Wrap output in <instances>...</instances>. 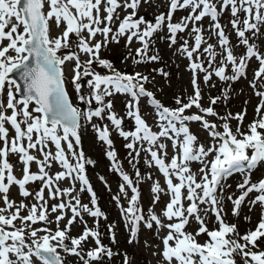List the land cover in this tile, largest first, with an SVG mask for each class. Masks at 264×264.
<instances>
[{
	"label": "snow or ice",
	"instance_id": "obj_1",
	"mask_svg": "<svg viewBox=\"0 0 264 264\" xmlns=\"http://www.w3.org/2000/svg\"><path fill=\"white\" fill-rule=\"evenodd\" d=\"M151 2L0 0V194H3L4 203V207H0V264H66L63 254L75 256L83 264H102L105 257L114 255L102 244L98 228H88L83 221L84 213L96 218L97 225L100 218H107L98 206L96 193L86 174V165L94 162L87 159L82 150H77L81 140V120L91 123L94 118L110 121L112 128L127 141L130 164L135 166L140 152L144 151L149 157L145 160L147 166L155 167L165 179V187L156 180L150 191L153 205L159 202L162 193L169 196L168 203L159 215L151 209L146 216L139 203L138 184L123 171L108 125H92L97 139L106 145L110 170L118 173L124 182L119 190L128 200V206L120 204L121 195L113 199L128 225L129 243L137 240L141 224L149 230L155 225L157 235L166 230L160 237L163 245L158 253L161 264H238L237 257L240 264H264V250H261L264 214L254 230L241 234L236 224L226 222L223 207V194L231 187L226 181L234 174H241L243 180L236 185L240 195L233 198L229 193L227 196L233 205L232 215L239 216L242 204L253 192L257 195L248 201L249 210L256 204L264 206V178L256 182L251 180L253 170L264 167V115L261 114L264 110V52L253 42L264 27V0H169L167 13L156 15L154 22L138 16L141 4ZM122 8L132 11L120 20L114 31V17L119 19L117 10ZM178 10H188V15L173 22V15ZM225 13L230 14L229 23L237 37V45L232 44L220 22ZM205 18L209 19L207 37L201 23ZM53 25L62 29L59 35H52ZM165 28L167 36L161 39H167L170 48L177 45L178 34L188 32L192 40L190 44L189 39L181 37L183 42L176 52L189 61L193 95L187 102L177 97L175 108L165 106L146 88L149 76L141 72L123 73L100 56L102 47L107 48L110 42L119 43L121 37H126L128 45L133 39L140 44L135 55L129 52L135 64L157 62L160 56L148 53L155 34ZM97 35L103 39L96 40ZM213 37L215 44L209 42ZM241 45L245 51L238 56L234 47ZM81 54L88 58L82 60ZM253 58L259 65L250 81V87L259 97L255 110L257 118L242 130L246 109L235 115L220 116L214 107L202 106L199 73H204L205 83L214 76L228 85L220 96L210 99V105H216L221 99L229 98L232 82L247 77ZM70 62L74 63L68 80L64 68ZM94 65L110 74H101ZM155 71L168 76L163 69ZM17 76L23 84L14 78ZM67 83H71L84 108L73 104ZM85 87L88 89L86 94L82 92ZM20 93L23 95H18ZM117 94L130 97L126 117L118 116L112 110L111 99L106 100ZM142 98L156 114L158 131H154L141 114ZM94 103L95 108L92 107ZM193 107L198 112L187 114ZM208 117L222 121V126ZM125 118L134 121L132 130L124 129ZM232 119L237 121L235 131L229 123ZM194 122L208 133L210 142L207 146L192 132L190 126ZM6 124L15 133L11 137ZM165 141H171V157ZM50 145L55 147V152ZM33 151H39L42 158L33 155ZM10 154L17 155L23 166L22 178L13 173ZM33 162L38 172L31 170ZM193 163L201 165L199 175L193 171ZM53 164L62 170L50 174ZM135 178L136 181L143 180L139 168H136ZM147 178L151 180L152 176L149 174ZM100 179L107 185L103 177ZM62 180H69L71 186L61 188L59 182ZM36 181L41 182V188L35 193L38 203L29 207L23 201L16 203L9 199L12 185L18 186L22 197L32 196L26 186ZM76 182L81 185L80 192L90 194L91 207L82 204L78 195H72L77 191ZM45 189H48L50 199H60V203L51 206V213L59 212L55 217L57 225L64 219L66 210L72 213L63 229L57 226L53 230L47 226L53 221L49 219ZM63 197H68L67 201ZM25 209L28 214L21 215ZM210 213L218 225L211 230L207 226ZM78 217L85 225L84 231L78 237H71V225ZM245 219L250 220V217ZM193 220L198 228L195 232L186 231ZM37 224L44 226L35 227ZM109 230L111 232V226ZM201 235L208 238L204 243L198 240ZM89 238L94 240L95 247L85 252L82 245ZM112 240L115 242L114 233ZM124 264H128L126 254Z\"/></svg>",
	"mask_w": 264,
	"mask_h": 264
},
{
	"label": "rangeland",
	"instance_id": "obj_2",
	"mask_svg": "<svg viewBox=\"0 0 264 264\" xmlns=\"http://www.w3.org/2000/svg\"><path fill=\"white\" fill-rule=\"evenodd\" d=\"M168 3L169 0H152L151 4L144 5L141 4V7L138 9V16H143L146 20L153 21L156 15L160 13H167L168 11ZM119 19L114 17L113 21V30L118 27L120 20L128 13L131 12V9H118ZM188 15V10H178L173 15V22H178L181 20L182 17ZM243 15V14H241ZM231 17L229 13H225L221 18L222 25L225 26L226 33L230 36L231 42L233 45H237V37L235 32L233 31L231 24L229 23ZM203 26L205 27V36L207 37L209 33L207 32V27L209 25V19L205 18L202 22ZM143 27V26H142ZM191 25H189V29ZM62 29H56L55 25L52 26V35L56 36L60 34ZM87 35V33H85ZM167 36V29H162L159 33L155 34L153 37V43L151 49L149 51V55L158 54L160 56V60L157 62H148V63H141L135 64L133 60L129 57V52L132 55H135V50L140 47V44L133 39L132 43L128 45L126 43V37H121L119 43L110 42L107 48L102 47L100 56L103 59L109 60L114 67L123 72V73H134V72H141L144 75L149 76V83L147 84L148 90H153L157 99H159L165 106L175 108L177 107L175 101L177 97H181L187 102L188 98L193 95V85H192V77L193 73L189 69V61L182 55L176 52V48L179 47V44L183 42L181 37L189 39V43L191 44V36H189L188 32L178 34L177 37V45L173 47L168 46L167 39H161V37ZM103 37L97 35L96 40H102ZM95 41H93L94 43ZM210 43L215 44L216 39L213 37ZM257 44V47L260 49L261 52H264V27L261 28V35L254 39ZM7 43V41H5ZM66 51V50H65ZM245 51L244 46H237L234 47V53L236 55H240ZM88 57L84 54H81V59L86 60ZM127 58V59H126ZM218 60L220 57L217 58ZM74 62L67 63L65 65V75L68 80L71 79L72 76V67ZM207 66V64L205 65ZM258 62L253 58L249 62V67L247 69V77L242 78L239 81L232 82L231 87L229 90V98L225 101L221 99L217 102L216 105H210V99L212 97L220 96L222 89L228 87L227 84L224 82L219 81L216 77L213 76L212 80L208 83H205L203 76L204 73H199V86L202 94L201 104L203 107L212 106L214 110L219 113L220 116H225L228 113L235 115L236 113L244 112L246 109V115L243 120L242 130H246L247 126L257 118L256 116V106L259 103V97L254 94V90L250 87V81L253 80L254 72L258 68ZM96 71L100 72L101 74H110L106 69L102 67L93 66ZM157 69H163L165 72L168 73L167 77L161 76L158 74ZM212 85H215L214 87ZM67 89L69 95L73 102H79L77 100L76 92L72 87L71 83H67ZM83 93H87L88 89L85 87L82 89ZM113 104V111L121 117H126L127 108L126 104L130 97L125 95H115L110 98ZM81 108L85 106L81 104ZM93 108L96 107L95 103L92 105ZM140 110L141 114L144 119L148 122V124L153 128L154 131H158L159 128L157 126V119L156 114L153 111V108L146 102V99L142 98L140 101ZM198 109L193 107L189 110L187 114L197 113ZM10 114V110H9ZM262 115H264V110H262ZM209 120H214L216 123L222 126V121H219L216 118L208 117ZM233 131H235L237 127V121L232 119L229 121ZM81 124L83 125V132L80 134L82 136V140H80V145L77 147V150H82L85 154L87 159H90L94 162L93 164L86 165V174L88 179L92 185L93 190L96 193V198L98 202V206L106 205L108 208L107 216L108 221L111 222L107 224L108 230L111 226V232L109 230V234L106 238L102 239V241L106 242L103 245H107L119 262H114L112 260V264H124L125 254L128 257V264H161V257L158 254L160 248L163 247L161 243L160 237L166 234V230H161L159 235L156 234L155 225L153 229L149 230L141 224L140 231L138 233V238L135 242L129 243V228L126 224V221L123 219L120 208L117 202L113 199L114 196L121 195L119 186L121 183H124L119 176L111 169V161L105 155L106 152V145L97 139V133L94 130V124L100 125H108L109 130L111 132V137L114 138L113 147L117 153V159L121 162L123 171L127 172L138 184L139 191H140V206L142 207L144 214L147 216L148 212L151 209H154L156 214H160L161 211L165 208L166 204L169 201V196L166 194H161L160 200L158 203L153 205V194L151 193L150 189L153 184V181L158 180L162 187H165V179L162 174L155 168V167H148L145 163V160L149 158L144 151L140 152V156L138 161L136 162L135 166L130 164V150L126 148V143L122 137L118 135V133L112 128L110 121L104 119L103 121L94 118L91 123L82 121ZM6 127H9L6 124ZM123 127L125 130H132L134 128V121L131 118H125ZM191 130L194 134H196L199 138V142L204 143L207 146L210 142V137L206 131L202 129L198 122H194L191 124ZM15 133L9 127V136H13ZM168 143V155L171 157L173 154V149L171 147V141H165ZM0 146H2V142H0ZM51 150L55 152V147L50 145ZM65 150L67 151L66 144L64 145ZM33 155H36L38 158H42L39 151H33ZM134 155V154H133ZM10 163L13 164V173L17 176V178H22V165L18 162V157L15 154H10L9 156ZM201 167L199 163H193L192 169L194 172L198 173V169ZM136 168H139L141 176L143 177L142 181H136L135 178V171ZM262 168V167H260ZM88 169V170H87ZM259 168L253 170L251 180L259 176L263 175L264 172H258ZM31 170L34 172H38V167L33 162L31 165ZM62 169L57 165L53 164L50 174H54ZM152 176V179H148V175ZM100 177L104 178V181L107 182V185L101 181ZM243 176L241 174H234L231 178H229L226 183L230 185L228 189L224 192V216L226 222L230 224H236L239 233L244 234L245 232L249 231L250 229H255L258 222L260 221L261 215L264 214V206L260 204H256L252 207L251 211L249 210L248 201L252 200L257 193L253 192L249 194L246 198L244 204H242L241 209L239 211V216L232 215L233 205L230 201L227 200V196L229 193L233 194V198L240 195V190L237 189L236 185L242 182ZM59 186L61 188H66L71 186V182L69 180H62L59 182ZM27 189L33 194L27 198H24L20 195L19 188L16 185H12L10 187L8 196L9 199L15 201L16 203H20L23 201L24 203L28 204L29 207L33 203H38L35 200V193L41 188V182L36 181L33 183H29ZM75 187L77 189L76 192H73V196H79L80 201L82 204H90V194L87 191L80 192L79 189L81 187L79 182H76ZM132 195L130 189L128 190V196ZM3 194H0V207H4ZM44 198L47 200L48 209L50 212L49 219L53 221L52 224L47 225L51 229L55 230L57 226L61 229L65 227L68 223V219L71 217L72 213L70 210L65 211V217L63 220L59 222V225L55 223V217L59 215L57 213H51V206L54 204L60 203V199H50L48 196V189L44 190ZM65 201H67L68 197H63ZM187 204V202H185ZM120 204H123L125 207L128 206V200L125 199L121 195ZM8 213H5L7 215ZM27 209L21 212V215H27ZM245 217H250L249 219H245ZM83 221H86L88 228H94L96 218L89 216L87 213L83 214ZM167 222V221H166ZM19 225V220L16 222ZM43 224H37L35 227H43ZM198 224L193 220L189 223L186 228L188 232H195L198 228ZM207 226L209 229H213L218 227L215 223V217L209 214V218L207 220ZM84 223L81 222L80 218L78 217L76 222L71 225V231L69 235L71 237L75 236L78 237L84 231ZM107 230V233H108ZM101 231L104 232L102 228ZM105 233L103 236H106ZM115 235V242L112 240V234ZM206 235H201L198 237L200 243H204L207 240ZM95 245L94 240L89 238L82 247L85 249V252L91 249ZM261 250H264V242H261ZM155 253V254H154ZM65 256L66 264H83L79 258L63 254ZM107 258L105 257L102 261V264H106L105 261ZM237 262L240 264V258L237 257ZM110 264V263H107Z\"/></svg>",
	"mask_w": 264,
	"mask_h": 264
},
{
	"label": "trees",
	"instance_id": "obj_3",
	"mask_svg": "<svg viewBox=\"0 0 264 264\" xmlns=\"http://www.w3.org/2000/svg\"><path fill=\"white\" fill-rule=\"evenodd\" d=\"M75 105L81 108L80 102H76ZM82 132H83V125L81 124V128H80V130H79V134H81ZM81 140H82V136H81ZM87 170H88V169H87ZM103 209H105L104 206H103ZM106 217H107L106 219H104V218H103V219H100L98 225L96 224L97 227H94V228H98V231H99V233H100V238H101V239L106 238V237L108 236V234H109V230H108V228H107V224H110L111 222L108 221V218H109V217H108L107 215H106ZM100 227H101V229H102V228L104 229V232L100 230ZM107 230H108V233H107ZM105 233H107L106 236H103ZM112 251H113V250H112ZM106 258H107V257H106ZM106 260H107V261H105L106 264H107V263L112 264V260H113L114 262H116V263L119 262V261L117 260V258L115 257V255H113L111 258H107Z\"/></svg>",
	"mask_w": 264,
	"mask_h": 264
},
{
	"label": "water",
	"instance_id": "obj_4",
	"mask_svg": "<svg viewBox=\"0 0 264 264\" xmlns=\"http://www.w3.org/2000/svg\"><path fill=\"white\" fill-rule=\"evenodd\" d=\"M14 78H16L17 80H18V82H20L21 84H23V82L22 81H19V78H18V76L17 77H14ZM21 95H23V93H20Z\"/></svg>",
	"mask_w": 264,
	"mask_h": 264
}]
</instances>
